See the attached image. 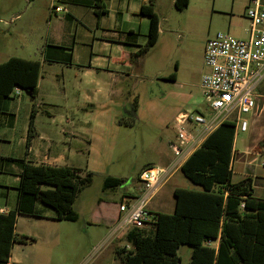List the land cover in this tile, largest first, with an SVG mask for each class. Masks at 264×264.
<instances>
[{
    "label": "rangeland",
    "instance_id": "374dc122",
    "mask_svg": "<svg viewBox=\"0 0 264 264\" xmlns=\"http://www.w3.org/2000/svg\"><path fill=\"white\" fill-rule=\"evenodd\" d=\"M50 1L0 0V64L11 57L41 61L37 98L24 90L13 97L36 105L41 113L40 122L48 121V112L66 113L82 106L79 98H86L87 90L91 98H96L94 107L84 104L92 123L84 137L89 154L75 160L80 176L85 178L90 174L91 179L80 190L74 204L79 220L53 221L50 224L57 231L56 242L51 246L36 242L34 250L28 253L47 260L45 252H51V264H121L117 251L132 249L127 242V233L132 228L116 231L119 207L140 196L143 185L139 175L143 169L166 167L173 158L170 143L176 140L179 115L203 113L208 117V104L201 88L205 44L218 33L246 38L250 23L245 12L250 0H190L184 10L175 7V0H153L160 20L157 44L148 55L135 59L129 70L131 76L122 74L112 87L102 86L99 94L94 86H80L77 71L51 65L48 60L47 53L51 50L66 53L63 58L73 57L71 49L79 25L71 16L64 22L50 19ZM60 32L69 35L67 45L55 44L59 42L54 35ZM80 45L77 48L88 51L87 45ZM257 98V111L246 116L249 122L263 104L264 80ZM27 115L28 108L24 105L19 112L17 135L27 134ZM182 127L192 137H198L196 132L200 127L189 122ZM237 133L232 180L251 178L255 197L264 200V115L256 132ZM205 135L191 148L198 146ZM70 147L58 143L53 148ZM107 177L125 182L106 187ZM175 188L200 189L180 169L176 170L150 202L148 208L152 214L174 212ZM48 210L55 212L49 207ZM150 228L147 226L145 230ZM191 253V246L182 245L178 250L180 264H189Z\"/></svg>",
    "mask_w": 264,
    "mask_h": 264
},
{
    "label": "trees",
    "instance_id": "16d2710c",
    "mask_svg": "<svg viewBox=\"0 0 264 264\" xmlns=\"http://www.w3.org/2000/svg\"><path fill=\"white\" fill-rule=\"evenodd\" d=\"M100 1V0H99ZM190 0H175L184 10ZM99 4L95 13L99 14ZM150 18L147 43L134 55L142 57L160 35V20L153 6L141 11ZM42 64L39 60L11 57L0 64V111L5 99L17 88L38 96ZM173 78V77H171ZM37 107L33 105L27 145L36 136ZM235 124L223 122L180 167L198 190L176 188L172 214L155 213L149 230L133 228L127 233L131 250H118L121 264H180L178 250L192 247L189 264H264V200L254 196L251 178L233 182ZM77 168L23 163L18 187V208L0 215V264H8L15 243L33 244L36 239L15 233L18 214L43 217L37 204L53 209L56 221L76 222L74 204L78 193L90 183ZM124 179L107 177L106 187H117ZM217 244V246H215Z\"/></svg>",
    "mask_w": 264,
    "mask_h": 264
},
{
    "label": "crops",
    "instance_id": "0c3cea01",
    "mask_svg": "<svg viewBox=\"0 0 264 264\" xmlns=\"http://www.w3.org/2000/svg\"><path fill=\"white\" fill-rule=\"evenodd\" d=\"M96 4H99V14L95 13ZM53 5L62 7L63 11L52 13ZM149 5H152L155 11L153 0H51L50 19L54 17L58 21L64 22L68 16H71L79 22V25L75 31V41L71 49L73 57L63 58L62 56L66 53L51 50L47 53L48 60L51 65L77 71L80 86H94L97 88L94 90L96 94L100 93L102 86L112 87L115 79L120 78L122 74L131 76L129 70L137 59L134 55L147 43L150 18L141 11L142 7ZM62 26L66 27L65 24ZM54 39L59 42L55 43L57 46H64L62 44H68L69 35L60 32L58 35H54ZM80 43L88 46V53L84 48H77L82 47ZM148 54L149 52L145 55ZM85 95L86 98H79L82 99V106L66 113L48 112V121L46 122L39 121L41 113L38 109L34 121L36 136L30 146L27 145L28 132L26 135L25 132L22 135H17L15 131L19 112H22L24 105L28 108L27 125L29 128L33 104H27L24 98L4 100L0 111V215L16 211L18 208V187L24 162L34 165L77 168L75 160L78 156L89 154V146L88 143L84 144V137L89 134L92 123L84 104L94 107L96 98L90 97L89 90ZM103 99L108 101L109 98ZM258 100L259 98H257V103ZM38 106L40 107V105ZM263 115L264 101L254 119L249 122L247 132L254 133L258 130ZM196 133L201 137L204 133L203 128L198 129ZM209 134L199 141L198 146L191 150L183 163ZM58 143L70 144L71 147L67 150L54 149V144ZM66 151H68V155ZM173 160L174 156L166 166H169ZM141 191L142 187L140 194ZM130 197L134 198L132 195ZM37 209L43 214V217L17 215L15 233L33 237L36 242L43 241L51 246V243L58 239V234L51 228L50 223L58 221L53 219L54 214L49 212L50 210L45 205L38 203ZM35 243H15L8 264H51V252H45L47 260L28 253L34 250Z\"/></svg>",
    "mask_w": 264,
    "mask_h": 264
},
{
    "label": "built area",
    "instance_id": "2783aa9c",
    "mask_svg": "<svg viewBox=\"0 0 264 264\" xmlns=\"http://www.w3.org/2000/svg\"><path fill=\"white\" fill-rule=\"evenodd\" d=\"M62 11L60 6L51 8L55 14ZM245 15L250 23L246 38L218 33L207 40L201 88L208 104V117L203 113L179 115L176 140L170 143L174 160L169 166H150L141 171L142 192L134 202L120 205L117 232L129 227L145 229L153 226L154 215L148 208L150 202L160 186L180 169L191 147L200 139V135L192 137L183 125L187 122L195 124L203 128V134H208L223 122H233L235 141L237 132H247L249 121L246 116L256 110L258 88L264 80V0H250ZM21 91L17 88L14 96L20 95Z\"/></svg>",
    "mask_w": 264,
    "mask_h": 264
},
{
    "label": "water",
    "instance_id": "95a60500",
    "mask_svg": "<svg viewBox=\"0 0 264 264\" xmlns=\"http://www.w3.org/2000/svg\"><path fill=\"white\" fill-rule=\"evenodd\" d=\"M26 93L29 95V96H32V92L31 91H26Z\"/></svg>",
    "mask_w": 264,
    "mask_h": 264
}]
</instances>
